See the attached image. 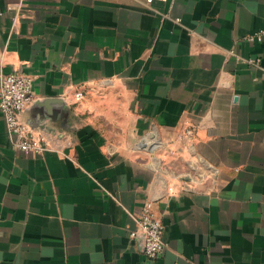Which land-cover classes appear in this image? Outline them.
I'll use <instances>...</instances> for the list:
<instances>
[{
    "label": "crops",
    "instance_id": "obj_1",
    "mask_svg": "<svg viewBox=\"0 0 264 264\" xmlns=\"http://www.w3.org/2000/svg\"><path fill=\"white\" fill-rule=\"evenodd\" d=\"M259 29L264 0H0V77L32 78L47 145L0 111V264H264Z\"/></svg>",
    "mask_w": 264,
    "mask_h": 264
},
{
    "label": "built area",
    "instance_id": "obj_2",
    "mask_svg": "<svg viewBox=\"0 0 264 264\" xmlns=\"http://www.w3.org/2000/svg\"><path fill=\"white\" fill-rule=\"evenodd\" d=\"M244 39L261 41L264 39V29L256 30ZM31 91L32 78L24 73L10 72L0 77V111L4 116L12 145L19 150L41 152L46 149V142L42 137L34 135L21 120V113L32 101ZM74 95L76 98L82 97L81 92H75ZM162 229V223L152 215L150 204L147 203L142 214L136 219V227L129 234L141 240L142 251L147 258H157L166 247Z\"/></svg>",
    "mask_w": 264,
    "mask_h": 264
},
{
    "label": "rangeland",
    "instance_id": "obj_3",
    "mask_svg": "<svg viewBox=\"0 0 264 264\" xmlns=\"http://www.w3.org/2000/svg\"><path fill=\"white\" fill-rule=\"evenodd\" d=\"M247 35H248V34H247ZM245 36H246V35H245ZM245 36H244V37H245ZM245 40H246V39H245ZM249 62H251V61H249ZM185 133H186V135H190V134H191V130H190V129H186V130H185Z\"/></svg>",
    "mask_w": 264,
    "mask_h": 264
}]
</instances>
